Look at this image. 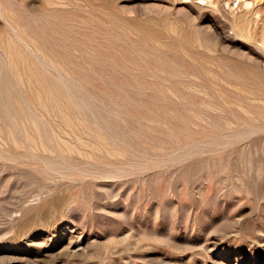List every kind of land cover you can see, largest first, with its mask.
I'll return each instance as SVG.
<instances>
[{
  "label": "rangeland",
  "instance_id": "374dc122",
  "mask_svg": "<svg viewBox=\"0 0 264 264\" xmlns=\"http://www.w3.org/2000/svg\"><path fill=\"white\" fill-rule=\"evenodd\" d=\"M263 236L264 0H0V264Z\"/></svg>",
  "mask_w": 264,
  "mask_h": 264
},
{
  "label": "bare ground",
  "instance_id": "6f19581e",
  "mask_svg": "<svg viewBox=\"0 0 264 264\" xmlns=\"http://www.w3.org/2000/svg\"><path fill=\"white\" fill-rule=\"evenodd\" d=\"M245 1V0H244ZM255 2L257 1V0H254ZM247 2V4H249L248 3V1H246ZM246 2H245V4H246ZM249 2H251V1H249ZM263 5V4H262ZM246 7H248V6H246ZM256 9H257V7H256ZM257 11H259L258 9H257ZM260 12V11H259ZM237 19V18H236ZM249 19V18H248ZM239 20V19H238ZM239 22H240V20H239ZM249 32V31H248ZM260 33V32H259ZM7 36V35H6ZM24 36V35H23ZM12 39V38H11ZM10 39V40H11ZM4 45V44H3ZM231 225V224H230ZM235 228H237V227H235ZM228 232V231H227ZM261 232V231H260ZM226 233V232H225ZM238 233V232H237ZM222 234V233H221ZM263 234V233H262ZM228 235V234H227ZM234 236H236V235H234ZM238 237H239V235H237ZM254 236V235H253ZM208 237V236H207ZM256 237V236H255ZM264 237V236H263ZM210 238V237H209ZM226 238H228V237H226ZM233 238V237H232ZM261 238V237H260ZM257 239V238H256ZM223 240H225V239H223ZM264 242V238H262V240H260V241H258V244L260 245V246H262V249L264 250V245H261V243H263ZM214 243V242H213ZM243 244V243H242ZM241 244V245H242ZM254 246V245H253ZM256 246V245H255ZM221 245H219L218 243H214V244H212V246H211V248H210V246H208L207 247V249L206 250H209V249H211V250H220L221 249ZM255 248V247H254ZM259 248V247H258ZM256 249V248H255ZM197 253V252H196ZM208 253V252H207ZM211 253V252H210ZM225 253H226V256L227 257H225L226 259H224V258H222V257H219V255H215V256H213V258L211 259L212 260V264H224L225 262H228L229 260H233L234 258L236 259V261L238 262V264H240V263H242L243 262V264H246L247 263V261L246 260H244V258H242V256H243V253H239L238 251H236L234 248H229V247H227L226 246V249H225ZM262 255V254H261ZM209 256V255H208ZM250 258V257H249ZM234 262V261H233ZM236 262V263H237ZM207 263V262H206ZM200 264V263H199ZM231 264V263H230ZM250 264V263H249ZM254 264V263H253ZM256 264H259V263H256Z\"/></svg>",
  "mask_w": 264,
  "mask_h": 264
}]
</instances>
